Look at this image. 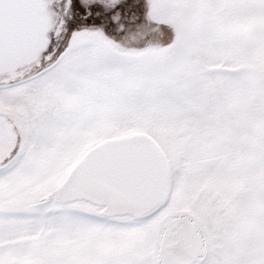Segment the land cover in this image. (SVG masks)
I'll list each match as a JSON object with an SVG mask.
<instances>
[{"label":"snow or ice","instance_id":"snow-or-ice-1","mask_svg":"<svg viewBox=\"0 0 264 264\" xmlns=\"http://www.w3.org/2000/svg\"><path fill=\"white\" fill-rule=\"evenodd\" d=\"M0 264H264V0H0Z\"/></svg>","mask_w":264,"mask_h":264}]
</instances>
